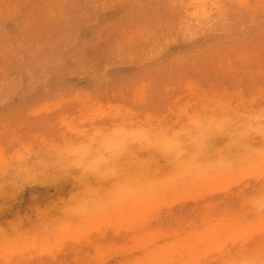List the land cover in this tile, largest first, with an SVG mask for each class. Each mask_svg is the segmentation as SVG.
<instances>
[{
    "label": "rangeland",
    "instance_id": "obj_1",
    "mask_svg": "<svg viewBox=\"0 0 264 264\" xmlns=\"http://www.w3.org/2000/svg\"><path fill=\"white\" fill-rule=\"evenodd\" d=\"M264 107V0H0V264H264V156L212 132L224 166L85 218L115 183L169 174L151 151L113 180L61 153L93 122L177 128ZM249 144L264 148V139Z\"/></svg>",
    "mask_w": 264,
    "mask_h": 264
},
{
    "label": "clouds",
    "instance_id": "obj_2",
    "mask_svg": "<svg viewBox=\"0 0 264 264\" xmlns=\"http://www.w3.org/2000/svg\"><path fill=\"white\" fill-rule=\"evenodd\" d=\"M234 128V143L242 149L264 156V148L248 143L251 138L264 139V107L244 113L238 120L225 116L206 120L191 116L177 128L158 126L148 121L114 118L93 122L78 142L61 149L70 165L85 176L113 180L121 176V162L134 159L138 152L151 151L172 166L164 176L146 181L122 180L115 183L106 199L83 198L69 201L61 209L69 219L85 218L102 206H122L133 203L152 191L174 185L189 178H198L222 166L225 161L206 159L212 132ZM258 212H264V195L253 199Z\"/></svg>",
    "mask_w": 264,
    "mask_h": 264
}]
</instances>
